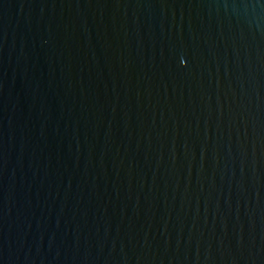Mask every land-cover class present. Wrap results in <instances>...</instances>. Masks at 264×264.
Returning <instances> with one entry per match:
<instances>
[{
  "label": "water",
  "instance_id": "obj_1",
  "mask_svg": "<svg viewBox=\"0 0 264 264\" xmlns=\"http://www.w3.org/2000/svg\"><path fill=\"white\" fill-rule=\"evenodd\" d=\"M0 264H264V0H0Z\"/></svg>",
  "mask_w": 264,
  "mask_h": 264
}]
</instances>
